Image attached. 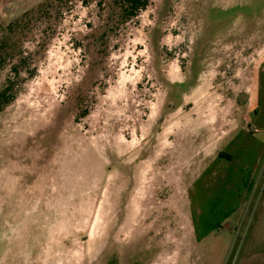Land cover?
Returning a JSON list of instances; mask_svg holds the SVG:
<instances>
[{
    "label": "rangeland",
    "instance_id": "1",
    "mask_svg": "<svg viewBox=\"0 0 264 264\" xmlns=\"http://www.w3.org/2000/svg\"><path fill=\"white\" fill-rule=\"evenodd\" d=\"M3 46L0 264H264V0H0Z\"/></svg>",
    "mask_w": 264,
    "mask_h": 264
},
{
    "label": "trees",
    "instance_id": "2",
    "mask_svg": "<svg viewBox=\"0 0 264 264\" xmlns=\"http://www.w3.org/2000/svg\"><path fill=\"white\" fill-rule=\"evenodd\" d=\"M149 0H113L115 7L118 8L121 17H127L134 14L141 8L147 6ZM7 46L0 47V58L5 57L7 52ZM1 63V60H0ZM9 87H5L0 91V106L6 104L13 94L8 93Z\"/></svg>",
    "mask_w": 264,
    "mask_h": 264
},
{
    "label": "flooded vegetation",
    "instance_id": "3",
    "mask_svg": "<svg viewBox=\"0 0 264 264\" xmlns=\"http://www.w3.org/2000/svg\"><path fill=\"white\" fill-rule=\"evenodd\" d=\"M90 74H92V72H90ZM90 74L86 75V76L85 75L82 76L79 79V81L76 82L77 87H76L75 93L73 94L72 97L74 98V101L77 104H80L81 101L86 100L84 94L82 93V89L84 88V86L86 84H91L92 83V76ZM83 111H84V109H79L80 113L83 112Z\"/></svg>",
    "mask_w": 264,
    "mask_h": 264
},
{
    "label": "crops",
    "instance_id": "4",
    "mask_svg": "<svg viewBox=\"0 0 264 264\" xmlns=\"http://www.w3.org/2000/svg\"><path fill=\"white\" fill-rule=\"evenodd\" d=\"M201 174V173H200Z\"/></svg>",
    "mask_w": 264,
    "mask_h": 264
}]
</instances>
